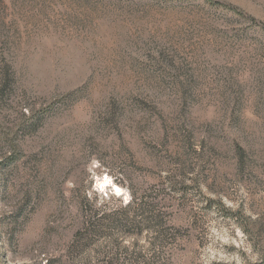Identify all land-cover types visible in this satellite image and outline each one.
Wrapping results in <instances>:
<instances>
[{"label":"rangeland","instance_id":"rangeland-1","mask_svg":"<svg viewBox=\"0 0 264 264\" xmlns=\"http://www.w3.org/2000/svg\"><path fill=\"white\" fill-rule=\"evenodd\" d=\"M0 264H264V0H0Z\"/></svg>","mask_w":264,"mask_h":264},{"label":"trees","instance_id":"trees-1","mask_svg":"<svg viewBox=\"0 0 264 264\" xmlns=\"http://www.w3.org/2000/svg\"><path fill=\"white\" fill-rule=\"evenodd\" d=\"M170 186V189L173 191L176 190L175 188V185H173L172 183L169 185ZM145 205H143L142 201L140 202H137V201H133L131 204H128L127 208H132V213L134 216H141L144 218V220H148L150 218H152V215L155 211V206L150 203V202H146L144 203ZM133 216V217H134ZM149 227H151L152 229H155V228H160L161 231V238H164L166 237L167 235V229H165V226L163 224V221L160 220V224H157L156 226L154 225H148ZM164 236V237H163Z\"/></svg>","mask_w":264,"mask_h":264}]
</instances>
